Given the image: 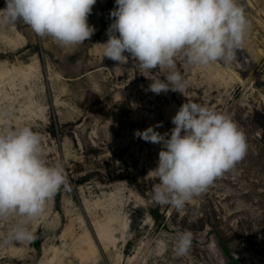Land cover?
Listing matches in <instances>:
<instances>
[{"label":"rangeland","instance_id":"obj_1","mask_svg":"<svg viewBox=\"0 0 264 264\" xmlns=\"http://www.w3.org/2000/svg\"><path fill=\"white\" fill-rule=\"evenodd\" d=\"M238 3L250 26L236 64L178 59L184 95L148 91L146 76L166 71H141L128 53L124 65L103 58L115 0H97L88 17L94 35L72 48L23 23L0 26V127L38 133L46 162H61L70 185L26 225L34 240L0 245V264H264V0ZM187 100L228 114L248 151L177 209L153 201L161 146L134 131L160 122L157 131H170ZM22 223L0 221V236ZM185 230L192 245L177 256Z\"/></svg>","mask_w":264,"mask_h":264},{"label":"clouds","instance_id":"obj_2","mask_svg":"<svg viewBox=\"0 0 264 264\" xmlns=\"http://www.w3.org/2000/svg\"><path fill=\"white\" fill-rule=\"evenodd\" d=\"M97 0H5L0 26L23 23L39 37L72 48L91 39L88 23ZM110 12L103 58L128 63L141 71L159 69L165 77L146 76L148 91L169 90L184 95L187 81L176 70L178 59L189 66L236 64L250 22L238 0H115ZM238 65V64H237ZM145 76V75H144ZM174 127L161 133L162 122L135 130L134 136L161 146L158 179L152 199L158 205L181 209L233 169L247 154L246 136L226 113L196 102L183 103L171 118ZM70 185L61 162L49 164L42 140L30 127H0V221L20 217L23 223L0 236V245L31 242L26 226L40 218L48 202ZM190 231L177 234L175 253L183 256L192 245Z\"/></svg>","mask_w":264,"mask_h":264},{"label":"bare ground","instance_id":"obj_3","mask_svg":"<svg viewBox=\"0 0 264 264\" xmlns=\"http://www.w3.org/2000/svg\"><path fill=\"white\" fill-rule=\"evenodd\" d=\"M100 53H101V55H103V51H101ZM219 67H220V65H219Z\"/></svg>","mask_w":264,"mask_h":264}]
</instances>
